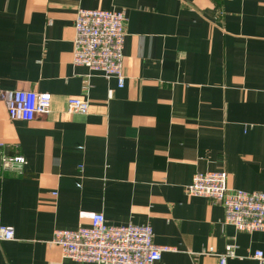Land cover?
<instances>
[{
  "label": "crops",
  "instance_id": "1",
  "mask_svg": "<svg viewBox=\"0 0 264 264\" xmlns=\"http://www.w3.org/2000/svg\"><path fill=\"white\" fill-rule=\"evenodd\" d=\"M80 9L122 10L124 85L73 64ZM52 96L51 111L12 120L10 94ZM88 101L86 115L67 100ZM23 156L20 171L3 157ZM226 174L231 191L264 192V0H0V264L63 258L58 229L150 225L171 251L154 264H264V232L224 224L186 187ZM212 250V254H207Z\"/></svg>",
  "mask_w": 264,
  "mask_h": 264
},
{
  "label": "built area",
  "instance_id": "2",
  "mask_svg": "<svg viewBox=\"0 0 264 264\" xmlns=\"http://www.w3.org/2000/svg\"><path fill=\"white\" fill-rule=\"evenodd\" d=\"M126 17L122 10L80 9L74 20L73 64L87 68L104 78H114L118 87L124 85L123 46ZM52 96L47 93L18 91L10 94L8 112L12 120L33 121L50 113ZM87 100L70 98L66 110L86 115ZM5 168L20 171L26 164L23 156L3 157ZM190 197L204 198L219 204L224 210V224L246 233L264 232V192L231 191L224 172H198L186 187ZM15 237L11 227H0V242ZM52 243L62 249L63 258L84 264H154L167 246L153 242L150 225L106 224L101 213L91 217L89 226L73 230L58 229ZM208 250L207 254H212ZM234 256L233 246H226L219 255L220 264ZM254 258L264 262L261 251Z\"/></svg>",
  "mask_w": 264,
  "mask_h": 264
}]
</instances>
